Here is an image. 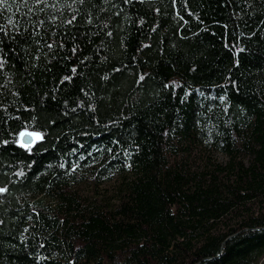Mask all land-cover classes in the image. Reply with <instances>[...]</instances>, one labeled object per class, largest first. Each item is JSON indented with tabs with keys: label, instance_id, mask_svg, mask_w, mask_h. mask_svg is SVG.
<instances>
[{
	"label": "trees",
	"instance_id": "trees-1",
	"mask_svg": "<svg viewBox=\"0 0 264 264\" xmlns=\"http://www.w3.org/2000/svg\"><path fill=\"white\" fill-rule=\"evenodd\" d=\"M0 28V264L259 262L264 0H0Z\"/></svg>",
	"mask_w": 264,
	"mask_h": 264
},
{
	"label": "rangeland",
	"instance_id": "rangeland-1",
	"mask_svg": "<svg viewBox=\"0 0 264 264\" xmlns=\"http://www.w3.org/2000/svg\"><path fill=\"white\" fill-rule=\"evenodd\" d=\"M28 133H24V135L20 136V142L22 143V138L24 136H29L32 140V144H34L37 140L38 137L35 135H27ZM23 145V144H22ZM212 158L217 161V162H222L224 161V157L219 154V153H214L212 155ZM120 180V176L118 173H114V175L110 178H101L96 181L95 184L90 182L87 185L88 191L94 195V197H101L103 195H111L113 188L117 185L118 181ZM257 264H264V256L259 260Z\"/></svg>",
	"mask_w": 264,
	"mask_h": 264
},
{
	"label": "snow or ice",
	"instance_id": "snow-or-ice-1",
	"mask_svg": "<svg viewBox=\"0 0 264 264\" xmlns=\"http://www.w3.org/2000/svg\"><path fill=\"white\" fill-rule=\"evenodd\" d=\"M0 31H3V29L0 28ZM48 47H49V48H52L53 45L49 44ZM73 51H75V49H74ZM0 67H2V64H0ZM75 71H76V69H73V72H75ZM65 79H66V80H67V79H70V77H67V76H66ZM140 79L143 80L144 77L141 76ZM167 86H168V85H165V87H167ZM221 99H223V97H221ZM21 135H24V133H21ZM27 135H35V136H37V137L40 136L39 133H28ZM5 143H7V141H5ZM22 146H26V145H22ZM61 167H63V165H61ZM5 191H6L5 188H0V193H3V192H5Z\"/></svg>",
	"mask_w": 264,
	"mask_h": 264
},
{
	"label": "water",
	"instance_id": "water-1",
	"mask_svg": "<svg viewBox=\"0 0 264 264\" xmlns=\"http://www.w3.org/2000/svg\"><path fill=\"white\" fill-rule=\"evenodd\" d=\"M22 144L23 145H26V146H30V145H32V140H31V138L29 137V136H24L23 138H22ZM234 236H236V235H232V236H229L227 239H226V241H228V240H230L231 238H233ZM224 244V243H223Z\"/></svg>",
	"mask_w": 264,
	"mask_h": 264
}]
</instances>
